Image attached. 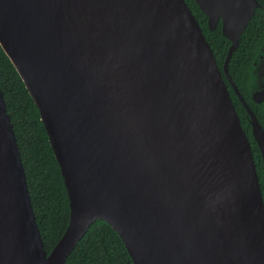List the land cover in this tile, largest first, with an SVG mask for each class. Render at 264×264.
Here are the masks:
<instances>
[{"label":"water","instance_id":"obj_1","mask_svg":"<svg viewBox=\"0 0 264 264\" xmlns=\"http://www.w3.org/2000/svg\"><path fill=\"white\" fill-rule=\"evenodd\" d=\"M195 2L230 41L222 67L185 0H0V46L69 202L47 253L0 88V264H65L96 219L134 264H264V130L228 72L260 4ZM252 72L263 85L264 46ZM224 77L250 116L263 190Z\"/></svg>","mask_w":264,"mask_h":264},{"label":"trees","instance_id":"obj_2","mask_svg":"<svg viewBox=\"0 0 264 264\" xmlns=\"http://www.w3.org/2000/svg\"><path fill=\"white\" fill-rule=\"evenodd\" d=\"M185 1L201 26L219 67H222L230 41L222 35L220 20L214 29H209L207 17L195 0ZM258 1L260 7L247 23L240 36L239 45L228 62V72L246 98V92H251L254 81L252 62L260 47L264 46V36L261 37L264 33V0ZM225 81L227 82L226 78ZM0 88L19 147L36 221L46 252L49 253L66 228L69 215L68 196L38 108L1 46ZM230 95L241 125L247 130L250 124L245 118V111L235 95L232 92ZM258 106L264 109L261 105ZM253 111L259 119L260 111ZM252 149L260 174L261 157L254 141ZM65 264L134 263L118 233L106 221L96 219L69 254Z\"/></svg>","mask_w":264,"mask_h":264},{"label":"flooded vegetation","instance_id":"obj_3","mask_svg":"<svg viewBox=\"0 0 264 264\" xmlns=\"http://www.w3.org/2000/svg\"><path fill=\"white\" fill-rule=\"evenodd\" d=\"M259 4H260V2H259ZM260 7V5L257 7V8H259ZM256 8V9H257ZM256 9H255V11H256ZM254 14H255V12H254ZM253 17V16H252ZM251 17V18H252ZM250 18V19H251ZM249 22V21H248ZM264 36V33H263V35H261V37H263ZM239 45V44H238ZM259 47V46H258ZM258 49V48H257ZM227 83H228V88H229V92H230V94H231V92L235 95V97H236V100L237 101H239V103H240V105L242 106V108L244 109V111H245V118H246V120H247V122H248V124H250L249 126H248V128H247V130L249 131V133H248V131L247 130H245V133H246V135H247V137H248V140H249V142H250V145H251V151L253 150L252 149V141H254L255 142V144L258 146V144H257V141L255 140V138L253 137V135H252V126H251V123H250V116L248 115V113H247V109H246V107H245V105L242 103V101H241V99L239 98V95L234 91V89H233V87L231 86V84L227 81ZM235 83V82H234ZM236 85V84H235ZM237 86V85H236ZM264 88V84L263 85H258V87L256 86V85H254V81H253V83H252V85H251V92L250 93H247L246 92V96H247V98L245 97V95L239 90V88L237 87V89H238V91H239V93L242 95V97H243V100L246 102V104L249 106V108L253 111L254 109H256V110H259L260 111V113H261V115H260V118L258 119V117L256 116V114H255V112L253 111V113L255 114V116L257 117V119H258V121H259V123L261 124V126H262V128H263V130H264V125H262V123L264 124V109L263 108H260V106H258V105H261L262 107H264V101H262L261 103H257V102H255V101H253L252 100V98H251V94H252V92H254L255 90H259V89H263ZM251 98V100H250V98ZM232 99V98H231ZM251 136V137H250ZM250 138H252V139H250ZM252 140V141H251ZM258 149H259V146H258ZM259 153H260V157H261V163H262V170L260 171V174H259V171H258V166H257V162H256V159L254 158V154H253V159H254V162H255V167H256V172H257V175H258V179H259V183H260V186H261V188H262V190H263V159H262V155H261V151H260V149H259Z\"/></svg>","mask_w":264,"mask_h":264}]
</instances>
